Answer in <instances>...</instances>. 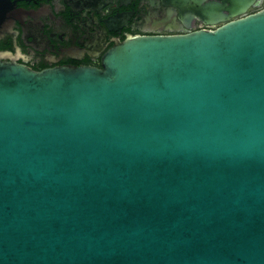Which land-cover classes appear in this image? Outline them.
I'll list each match as a JSON object with an SVG mask.
<instances>
[{
  "label": "water",
  "instance_id": "1",
  "mask_svg": "<svg viewBox=\"0 0 264 264\" xmlns=\"http://www.w3.org/2000/svg\"><path fill=\"white\" fill-rule=\"evenodd\" d=\"M261 2L101 68L0 50V264H264Z\"/></svg>",
  "mask_w": 264,
  "mask_h": 264
},
{
  "label": "flooded vegetation",
  "instance_id": "2",
  "mask_svg": "<svg viewBox=\"0 0 264 264\" xmlns=\"http://www.w3.org/2000/svg\"><path fill=\"white\" fill-rule=\"evenodd\" d=\"M236 0H7L0 50L33 70L102 67V56L128 35H169L219 25L214 10ZM250 5L241 17L259 10ZM223 15L231 14L222 9Z\"/></svg>",
  "mask_w": 264,
  "mask_h": 264
}]
</instances>
